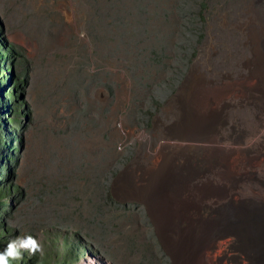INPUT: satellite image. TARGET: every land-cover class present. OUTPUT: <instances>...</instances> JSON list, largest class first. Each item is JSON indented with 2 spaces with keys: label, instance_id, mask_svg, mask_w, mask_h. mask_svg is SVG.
I'll return each instance as SVG.
<instances>
[{
  "label": "rangeland",
  "instance_id": "374dc122",
  "mask_svg": "<svg viewBox=\"0 0 264 264\" xmlns=\"http://www.w3.org/2000/svg\"><path fill=\"white\" fill-rule=\"evenodd\" d=\"M0 47V251L40 246L15 264H96L77 236L109 264H173L118 183L184 148L170 132L194 75L230 96L224 142L264 144V0H0Z\"/></svg>",
  "mask_w": 264,
  "mask_h": 264
},
{
  "label": "bare ground",
  "instance_id": "6f19581e",
  "mask_svg": "<svg viewBox=\"0 0 264 264\" xmlns=\"http://www.w3.org/2000/svg\"><path fill=\"white\" fill-rule=\"evenodd\" d=\"M256 56L264 110V50ZM203 82L194 75L178 98L180 117L170 134L184 148L123 176L118 188L147 203L173 264H264V144L251 157L248 138L235 136L236 149L224 142L228 92L211 95ZM263 135L264 127L255 144Z\"/></svg>",
  "mask_w": 264,
  "mask_h": 264
},
{
  "label": "clouds",
  "instance_id": "9594fccd",
  "mask_svg": "<svg viewBox=\"0 0 264 264\" xmlns=\"http://www.w3.org/2000/svg\"><path fill=\"white\" fill-rule=\"evenodd\" d=\"M39 247L37 240L33 236H17L8 242L3 251H0V264H14L22 255L21 249H28L30 252H35Z\"/></svg>",
  "mask_w": 264,
  "mask_h": 264
},
{
  "label": "water",
  "instance_id": "95a60500",
  "mask_svg": "<svg viewBox=\"0 0 264 264\" xmlns=\"http://www.w3.org/2000/svg\"><path fill=\"white\" fill-rule=\"evenodd\" d=\"M79 244L83 247L89 257L94 261L96 264H109L107 260L101 256V254L93 249L92 246H89L81 237H76Z\"/></svg>",
  "mask_w": 264,
  "mask_h": 264
},
{
  "label": "trees",
  "instance_id": "16d2710c",
  "mask_svg": "<svg viewBox=\"0 0 264 264\" xmlns=\"http://www.w3.org/2000/svg\"><path fill=\"white\" fill-rule=\"evenodd\" d=\"M0 50L2 51L3 49L0 47ZM4 54H7L8 52H9V50H5V51H2ZM2 61H5L4 59H3V57H1L0 56V62H2ZM3 73L4 72V70H0V73ZM15 122H17V116H15ZM0 167H1V165H0ZM6 168V170H7V167H5ZM6 193L4 192L3 193V191H1L0 190V208H2V207H4V206H6L7 205V202H6ZM1 228H3L2 227V224L0 223V229ZM1 245V244H0ZM1 249V248H0ZM14 264H15V262H14Z\"/></svg>",
  "mask_w": 264,
  "mask_h": 264
}]
</instances>
